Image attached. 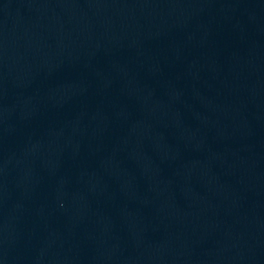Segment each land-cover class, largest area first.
<instances>
[{
  "label": "water",
  "instance_id": "obj_1",
  "mask_svg": "<svg viewBox=\"0 0 264 264\" xmlns=\"http://www.w3.org/2000/svg\"><path fill=\"white\" fill-rule=\"evenodd\" d=\"M0 264H12V263H10V262H7V261H5V260H2V259H0Z\"/></svg>",
  "mask_w": 264,
  "mask_h": 264
}]
</instances>
